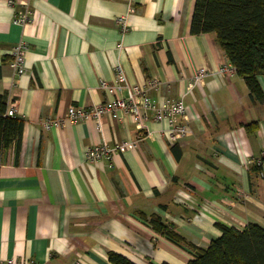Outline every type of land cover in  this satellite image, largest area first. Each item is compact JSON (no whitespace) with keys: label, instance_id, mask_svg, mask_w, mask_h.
<instances>
[{"label":"crops","instance_id":"crops-1","mask_svg":"<svg viewBox=\"0 0 264 264\" xmlns=\"http://www.w3.org/2000/svg\"><path fill=\"white\" fill-rule=\"evenodd\" d=\"M10 2L0 0V96L15 101L24 128L19 154L11 147L0 157L1 264H111V252L134 264H187L188 245L205 249L221 236L217 223L264 225V166L251 169L264 157V102L236 71L191 89L199 69L231 65L215 34H191L195 0H133L130 13L129 0H31L24 25L15 22L19 0ZM19 43L27 48L21 76L11 66ZM152 79L162 83L148 91L156 106L183 100L190 136L171 142L169 117L142 108L145 135L120 111L42 127L71 106L127 101L126 84ZM259 82L264 92V76ZM135 140L111 160H85L89 147ZM181 189L193 195L186 207L174 202ZM205 201L216 206L201 215ZM140 215L159 216L184 242L175 246Z\"/></svg>","mask_w":264,"mask_h":264},{"label":"trees","instance_id":"trees-1","mask_svg":"<svg viewBox=\"0 0 264 264\" xmlns=\"http://www.w3.org/2000/svg\"><path fill=\"white\" fill-rule=\"evenodd\" d=\"M191 34H215L217 44L239 76H241L257 103L264 102L259 77L264 76V0H195ZM8 97L0 96V157L11 147L19 154L24 121L17 115L6 114ZM253 130H250V127ZM257 124L245 128L255 131ZM178 158V156H177ZM264 157L251 169L262 173ZM151 229L165 236L175 246L183 238L157 215H140ZM221 236L207 248L188 245L191 260L187 264H264V225L249 222L243 230L217 223ZM111 264H134L116 253L108 254ZM152 264V263H149ZM166 264V263H163Z\"/></svg>","mask_w":264,"mask_h":264},{"label":"built area","instance_id":"built-area-1","mask_svg":"<svg viewBox=\"0 0 264 264\" xmlns=\"http://www.w3.org/2000/svg\"><path fill=\"white\" fill-rule=\"evenodd\" d=\"M31 0H19L20 5L23 7V13L15 17V22L19 24H26L33 18V10L31 8ZM132 1L129 0V9L128 13L132 11ZM10 3H13L11 0ZM119 25L123 33L129 30L128 23V14L125 17H122L119 20ZM27 51L26 45L24 43H19L12 49V62L11 66L14 69V73L17 76H21L25 73V53ZM235 67L233 65H224L219 68L217 71H211L206 68H201L196 71L195 75L192 78L191 89L196 86L203 85L207 77L215 75H228L233 73ZM115 73L118 81L125 82L126 77L120 66L115 68ZM161 81L157 79H152L148 81L143 86H127L128 90V100L123 101L122 99L116 98L109 104H99L92 107H77L71 106L68 108L66 115L62 119L59 118H47L42 120L41 124L43 129L49 130L54 127H61L65 123H80L90 120L99 121L102 117L107 114L115 115L116 112H125L130 113L133 116L134 122L137 128L143 132L148 131L147 127V116L145 113L140 111V108L144 110H154L157 113V118L162 119L166 116L169 117L171 128L169 129L168 138L171 142H176L177 140L190 136L191 129L188 124L187 116L185 114V107L183 100L171 101L165 100L162 101L158 106L155 102L148 96V91L151 89H157L161 85ZM102 87L106 88L107 86L102 83ZM7 115L14 116L16 115L15 101H8ZM179 116L182 118L180 124H175L173 118ZM145 135V134H144ZM138 146V140L135 141H121L116 143L114 146H109L106 143L97 145L95 147H89L85 151V160L90 162H98L106 158L111 160V157L119 153H123L125 150L133 149ZM109 167H112L109 164ZM193 195L189 189H181L177 192L174 202L180 206H188L193 201ZM216 206L215 202L205 201L201 204L199 213L201 215L207 214L213 210V207ZM1 264V261H0ZM22 264H34L32 261L24 260Z\"/></svg>","mask_w":264,"mask_h":264},{"label":"rangeland","instance_id":"rangeland-1","mask_svg":"<svg viewBox=\"0 0 264 264\" xmlns=\"http://www.w3.org/2000/svg\"><path fill=\"white\" fill-rule=\"evenodd\" d=\"M262 216H264V212L262 213Z\"/></svg>","mask_w":264,"mask_h":264}]
</instances>
